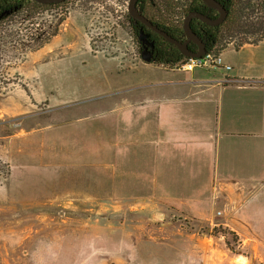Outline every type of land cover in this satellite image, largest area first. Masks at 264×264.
Here are the masks:
<instances>
[{"label": "rangeland", "instance_id": "1", "mask_svg": "<svg viewBox=\"0 0 264 264\" xmlns=\"http://www.w3.org/2000/svg\"><path fill=\"white\" fill-rule=\"evenodd\" d=\"M95 1L38 18L26 3L0 22V162L10 169L0 264H264V182L214 185L194 210L156 199L150 184L118 183L108 120L125 70L115 64L142 58L125 0ZM236 35L219 46L246 38ZM240 139L248 171L257 148Z\"/></svg>", "mask_w": 264, "mask_h": 264}, {"label": "crops", "instance_id": "2", "mask_svg": "<svg viewBox=\"0 0 264 264\" xmlns=\"http://www.w3.org/2000/svg\"><path fill=\"white\" fill-rule=\"evenodd\" d=\"M256 37L219 46L229 70L186 71L143 60L115 64L125 70L108 120L110 168L118 183L150 184L156 199L188 201L194 210L214 185L264 182V143L252 141L264 135V34ZM242 137L246 147L257 148L248 171ZM162 185L176 192L162 193Z\"/></svg>", "mask_w": 264, "mask_h": 264}, {"label": "flooded vegetation", "instance_id": "3", "mask_svg": "<svg viewBox=\"0 0 264 264\" xmlns=\"http://www.w3.org/2000/svg\"><path fill=\"white\" fill-rule=\"evenodd\" d=\"M79 1L83 12H89V6L96 3L95 0ZM129 1L125 0L123 6L127 20L125 26L135 41V50L140 57H150L149 62L185 57L176 43L170 42L163 33L186 43L187 54L199 50L193 39L201 41L204 49L209 51L216 49L222 39L233 37L230 35L250 38L264 33V0H211V3L204 0H136L135 10L143 19L129 14ZM26 3H29L31 15L38 18L49 11L67 10L71 0L59 3L0 0V22L11 18ZM186 20L189 24L187 31L184 29Z\"/></svg>", "mask_w": 264, "mask_h": 264}, {"label": "built area", "instance_id": "4", "mask_svg": "<svg viewBox=\"0 0 264 264\" xmlns=\"http://www.w3.org/2000/svg\"><path fill=\"white\" fill-rule=\"evenodd\" d=\"M172 67L181 70L191 71L195 68H223L225 70L231 69V65L224 62L220 52L219 46L216 49L207 51L201 57H183ZM227 81H233L229 78H225ZM216 214L220 215L221 210H217Z\"/></svg>", "mask_w": 264, "mask_h": 264}, {"label": "water", "instance_id": "5", "mask_svg": "<svg viewBox=\"0 0 264 264\" xmlns=\"http://www.w3.org/2000/svg\"><path fill=\"white\" fill-rule=\"evenodd\" d=\"M38 1L43 2V3H59V2H61V1H63V0H38ZM204 1H206L207 3H211V0H204ZM135 2H136V0H130V1H129V4H128V12H129V14H130L132 17H134V18H140V19H143V18H141V17L138 15L137 11L135 10ZM143 21H144V20H143ZM147 24H148V23H147ZM148 25H150L152 28L156 29V27L152 26L150 23H149ZM184 29H186V31L189 30V24H188V21H187V20L185 21ZM157 31H159V30L157 29ZM161 33H162V32H161ZM163 34L165 35V37H166L170 42L176 43V45L178 46V48L180 49V51H181L182 53H184V56H185V57H201L202 55H204V54L207 52V51L204 49V44H203L201 41H199V40H197V39H193V42H195V43L198 45L199 50H198L197 52H193V53H189V54H187V53L185 52L186 43H182V42L175 41V40L172 39L171 37L167 36L165 33H163ZM141 58H142V60H144V61H146V62H149V61H150V57H148V56H144V55H143Z\"/></svg>", "mask_w": 264, "mask_h": 264}, {"label": "trees", "instance_id": "6", "mask_svg": "<svg viewBox=\"0 0 264 264\" xmlns=\"http://www.w3.org/2000/svg\"><path fill=\"white\" fill-rule=\"evenodd\" d=\"M181 59H182L181 57H176L174 59H165V60L155 61L154 63L172 66L173 64L177 63ZM0 166L3 167L2 172L0 171V180H1V179H5L9 175L10 169L7 163L0 162Z\"/></svg>", "mask_w": 264, "mask_h": 264}]
</instances>
